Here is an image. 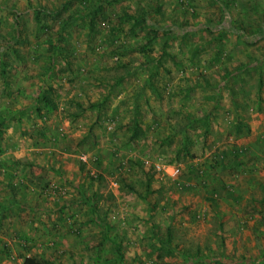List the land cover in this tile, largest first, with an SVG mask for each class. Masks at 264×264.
<instances>
[{
  "label": "rangeland",
  "instance_id": "1",
  "mask_svg": "<svg viewBox=\"0 0 264 264\" xmlns=\"http://www.w3.org/2000/svg\"><path fill=\"white\" fill-rule=\"evenodd\" d=\"M243 128L264 137V0H0V185L22 173L11 164L31 147L67 138L84 164V193L93 185L113 212L114 178L140 242L157 238L194 251L217 236L215 221L199 227L192 210L171 219L170 209L201 208L204 190L222 194L210 159L243 141ZM156 163L179 164L180 181L191 183L186 192L160 182ZM59 186L50 185L66 199L68 188ZM257 196L249 193V206ZM164 248L140 264H164L149 256ZM64 253L53 263L64 264Z\"/></svg>",
  "mask_w": 264,
  "mask_h": 264
},
{
  "label": "crops",
  "instance_id": "2",
  "mask_svg": "<svg viewBox=\"0 0 264 264\" xmlns=\"http://www.w3.org/2000/svg\"><path fill=\"white\" fill-rule=\"evenodd\" d=\"M243 129L247 132L243 137L246 140L236 139L230 148L220 149L210 159L215 163L210 169L214 175L211 181L215 190L224 189L222 194L204 190L201 208L195 209L190 205L189 208L170 209L174 212L171 219L176 213L181 215L192 210L190 218L199 227L215 221L217 236L198 244L194 251L186 250L183 244L161 242L157 238L140 242L135 237L134 222L124 218L129 214L123 206L124 198H120L121 189L111 187L110 179L109 188L115 191L111 193L116 198L113 212L93 185L84 193L86 181L81 171L84 164L70 154L65 146L69 141L67 138L49 144L51 148L31 147L24 161L11 164L15 168L20 167L22 173L12 182L8 179L0 185L1 193L4 190V196H0V264H22L24 258L55 264L53 261L61 252H65L63 256L59 255L64 264H75L80 260L86 264H104L107 261L140 264L147 257L145 253L164 247L165 255L152 253L150 259L163 258L164 264H179L181 260H187L188 264H264V235H259L264 233V172H260L264 167V137L257 136L259 141L252 137L251 128ZM73 131L78 138L80 131ZM70 137L74 138V135ZM48 157L51 160L47 161ZM110 158L108 163L104 162L106 166ZM243 165L246 173L240 176ZM234 173L239 174V179L237 175L233 178ZM126 177L133 180L131 175ZM152 182L149 180L150 184ZM51 183H64L68 197L63 199L61 193L52 191ZM65 187L59 186L58 189L65 190ZM181 189L184 190L176 186L181 194L187 190L185 187ZM251 191L259 195L252 200L253 206L246 202ZM86 197H100V201L93 202ZM207 200L210 204L206 203ZM211 203L212 206L215 204L213 208ZM167 208L163 204L159 208L160 213H165ZM156 210L157 204L153 202L147 217L150 218ZM255 228L263 230L256 238L252 235ZM126 229H129L128 233Z\"/></svg>",
  "mask_w": 264,
  "mask_h": 264
},
{
  "label": "built area",
  "instance_id": "3",
  "mask_svg": "<svg viewBox=\"0 0 264 264\" xmlns=\"http://www.w3.org/2000/svg\"><path fill=\"white\" fill-rule=\"evenodd\" d=\"M88 156L85 154H82L79 159L82 162H88ZM154 169L156 171L157 176H159L160 180L164 181V180H171L178 188H183V187H188L191 185V183L189 182H181V176H182V170L179 164H172V165H165V164H154ZM199 174L201 176V178H203L202 174V170L199 171ZM110 186L113 188H117L118 184L117 182L114 180V178L110 179ZM51 189V187H50ZM52 191H56L51 189Z\"/></svg>",
  "mask_w": 264,
  "mask_h": 264
},
{
  "label": "trees",
  "instance_id": "4",
  "mask_svg": "<svg viewBox=\"0 0 264 264\" xmlns=\"http://www.w3.org/2000/svg\"><path fill=\"white\" fill-rule=\"evenodd\" d=\"M98 10L92 11L89 14L92 13L93 17H91L90 19V23L92 24V22L94 21V19L96 18L97 14H98ZM40 14V11L37 12V16ZM49 105H51L52 107H55V104L51 102V100H48L46 96H44V98ZM221 162V160H220ZM219 164V163H218ZM148 187L146 188V194H148ZM22 264H52V263H48L45 260H40L37 258H24Z\"/></svg>",
  "mask_w": 264,
  "mask_h": 264
}]
</instances>
